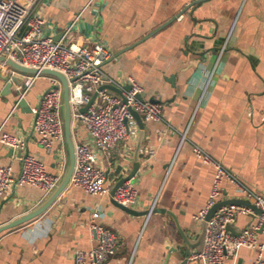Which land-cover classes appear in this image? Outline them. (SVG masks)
<instances>
[{
	"label": "crops",
	"instance_id": "crops-1",
	"mask_svg": "<svg viewBox=\"0 0 264 264\" xmlns=\"http://www.w3.org/2000/svg\"><path fill=\"white\" fill-rule=\"evenodd\" d=\"M34 11L44 20L43 35L53 39L80 15L69 43H100L110 58L118 54L101 65V72L122 88L125 77H133L143 99L159 104V120L141 117L144 158L130 181L137 197L129 208L136 214L112 205L109 193L131 170L138 132L104 156L85 127L75 123L73 142L93 153L95 166L107 174L108 193L92 196L68 185L40 216L0 233V264H73L75 251L94 246L89 231L94 212L100 214L96 225L119 236L115 254L104 264H185L173 217L195 238L201 222L194 217L207 206L214 177L213 167L195 157L194 146L264 197V0H38ZM1 73L8 72L0 64ZM15 76L21 84H12L9 94H2L0 79V133L20 139L22 146L12 150L0 144V166H10L17 177L22 157L30 155L48 174L61 176L59 146L45 151L32 127L31 109L50 82L40 76L25 91L28 76ZM22 100L29 112L18 105L14 109ZM45 197L29 185L11 186L0 199V227L31 212ZM242 197L223 179L216 202ZM256 222L254 213L239 215L234 233ZM257 241L264 262V236L258 234ZM258 253L241 247L226 263L250 264Z\"/></svg>",
	"mask_w": 264,
	"mask_h": 264
},
{
	"label": "built area",
	"instance_id": "built-area-1",
	"mask_svg": "<svg viewBox=\"0 0 264 264\" xmlns=\"http://www.w3.org/2000/svg\"><path fill=\"white\" fill-rule=\"evenodd\" d=\"M37 1L0 0V55L29 69H49L61 73L67 81L72 126L75 123L83 125L96 151L108 156L116 144L128 141L137 135L138 127L130 109L145 121H156L159 120L160 106L137 98L141 95L142 89L131 76H126L124 79V87H128L127 90L118 87L121 89V95L105 90L98 91L103 85H114L100 70V66L110 58L106 47L100 43L91 45L69 43L67 38L80 15L71 21L58 40L44 36V20L39 11H34ZM225 47L226 42L222 45L217 60ZM38 77L40 76L27 77V81L23 84L25 91ZM46 78L50 82V87L41 94L37 106L31 109L32 127L38 138V145L45 151L49 152L54 145L59 146L58 160L64 170L66 151L60 116L61 86L56 78ZM94 93L96 96L93 102L84 113H79V109L90 102ZM0 144L12 150L22 146L20 139L3 133H0ZM193 152L201 163L210 165L214 169L207 206L194 217L196 221L202 222L207 211L216 203L218 186L223 179L232 183L243 196L242 199L253 204L261 214L257 216L254 226L235 235L227 230V227L234 224L237 216L253 212L242 205L221 207L206 223L201 252H190L185 258V264L198 261L207 264H227L226 261L241 247L258 250V256L250 264H264L261 255L263 246L257 241L258 234L264 236V197L243 186L201 148L194 146ZM74 158L75 164L68 185L79 187L92 196L107 194L109 191L105 186L107 174L95 166L94 155L88 147L74 143ZM59 178L60 176L48 174L41 162L26 155L21 159L17 177H13L10 166H0V199L13 185H29L47 195ZM136 197L137 193L133 186L130 182H125L115 191L112 199L123 207H130ZM151 211L152 209L147 216ZM99 217L100 214L94 212L89 224L94 246L86 252L75 251L73 264H104L115 254L119 236L96 225L94 220Z\"/></svg>",
	"mask_w": 264,
	"mask_h": 264
},
{
	"label": "water",
	"instance_id": "water-1",
	"mask_svg": "<svg viewBox=\"0 0 264 264\" xmlns=\"http://www.w3.org/2000/svg\"><path fill=\"white\" fill-rule=\"evenodd\" d=\"M187 9V7L184 9V11ZM184 11L176 15V18L179 17ZM175 19V18H174ZM60 37L54 39L58 40ZM145 39V38H144ZM144 39L138 42H142ZM134 45L127 47L125 50H128L132 48ZM124 50V51H125ZM118 54L114 55L112 58H110V61L112 59H115ZM0 64L7 70L8 73H1L0 79H2L5 82L2 94H9L10 88L12 84L18 85L20 83V79L16 77L15 75H21V76H46V77H54L58 80L61 86V99H60V116L62 120V128H63V137H64V144H65V151H66V164L63 170L62 175L60 176L58 182L54 186V188L46 195L45 199L31 212L27 213L26 215L6 224L0 227V233L16 228L20 225H23L36 217L40 216L43 212H45L52 203L57 199V197L61 194V192L68 186L69 180L71 178L74 164H75V158H74V142L72 139V123H71V112H70V105H69V94H68V86L67 81L65 77L53 70L44 69V70H37V69H29L26 67H23L9 59H6L4 56L0 55ZM101 67V66H100ZM12 74V75H11ZM15 74V75H14ZM22 83V88L23 87ZM128 87H124V90H127ZM105 90L110 93H114L117 95H121V89L114 85H103L98 89V91ZM96 96V93H94L90 99V102L79 109V113H84L87 108L90 106V104L93 102L94 98ZM138 99L142 100L143 95L137 96ZM152 102V101H151ZM19 107L22 109H25L27 112H29V109L27 108L24 100L15 102ZM131 115L133 119L135 120L137 127H138V138L137 142L133 151L132 155V165L131 170L129 173L122 175L119 177L118 181L112 186L110 189V197H111V203L115 207L134 215L136 212H134L129 207H123L119 204H117L115 201H113L112 197L115 193V191L125 182H130L133 177L137 174V171L140 167V161L144 158L143 153H140L141 143L143 140V123L141 120V117L138 113H136L134 110L130 109ZM121 171V166L117 168L116 174L119 175ZM229 205H242L244 207L249 208L256 216H259L261 214V211L257 209L253 204L247 202L244 199H227L224 201H219L213 204V206L207 211L203 221L200 223V231L197 234L195 238H190L184 230L180 228L178 223L176 222V219L173 217L175 227L177 229V232L180 237V241L182 246L184 247V254L188 255L191 251L201 252L203 248L204 243V236H205V229H206V223L209 221V219L213 216L215 212H217L221 207L229 206ZM227 230H229L232 234L238 235L237 233H234V229L232 226H228Z\"/></svg>",
	"mask_w": 264,
	"mask_h": 264
}]
</instances>
